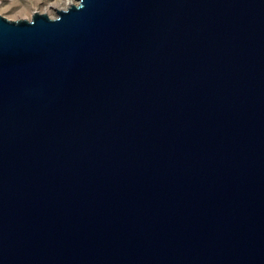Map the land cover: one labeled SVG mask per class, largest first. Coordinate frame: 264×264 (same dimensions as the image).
I'll return each instance as SVG.
<instances>
[{"label":"water","instance_id":"1","mask_svg":"<svg viewBox=\"0 0 264 264\" xmlns=\"http://www.w3.org/2000/svg\"><path fill=\"white\" fill-rule=\"evenodd\" d=\"M0 14V264H264V0Z\"/></svg>","mask_w":264,"mask_h":264},{"label":"rangeland","instance_id":"2","mask_svg":"<svg viewBox=\"0 0 264 264\" xmlns=\"http://www.w3.org/2000/svg\"><path fill=\"white\" fill-rule=\"evenodd\" d=\"M63 1L64 0H0V14L13 20L21 18L31 19L33 13L39 10L40 12H47L50 16L55 17L57 16V9H66V7L54 6L53 3H61Z\"/></svg>","mask_w":264,"mask_h":264},{"label":"bare ground","instance_id":"3","mask_svg":"<svg viewBox=\"0 0 264 264\" xmlns=\"http://www.w3.org/2000/svg\"><path fill=\"white\" fill-rule=\"evenodd\" d=\"M75 2V0H64L63 2H61V3H59V2H55V3H53V5L54 6H59V7H62V6H64V8L66 7H68L70 4H72V3H74ZM47 8H49V7H47ZM61 9H63V8H61ZM37 11H39V10H37Z\"/></svg>","mask_w":264,"mask_h":264}]
</instances>
